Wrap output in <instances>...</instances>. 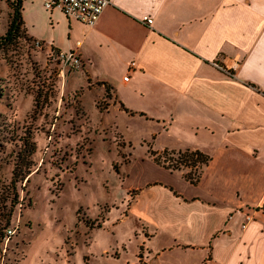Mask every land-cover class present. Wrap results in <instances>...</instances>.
Listing matches in <instances>:
<instances>
[{
	"label": "crops",
	"instance_id": "1",
	"mask_svg": "<svg viewBox=\"0 0 264 264\" xmlns=\"http://www.w3.org/2000/svg\"><path fill=\"white\" fill-rule=\"evenodd\" d=\"M66 25L56 50L78 53L95 98L111 92L101 126L132 153L134 194L92 261L131 264L140 245L146 264H264V0H111L93 26ZM164 149L209 160L190 183L152 159Z\"/></svg>",
	"mask_w": 264,
	"mask_h": 264
},
{
	"label": "rangeland",
	"instance_id": "2",
	"mask_svg": "<svg viewBox=\"0 0 264 264\" xmlns=\"http://www.w3.org/2000/svg\"><path fill=\"white\" fill-rule=\"evenodd\" d=\"M10 2L0 0V35ZM21 17L22 32L0 50V264H95L87 251L92 235L125 216L134 194L124 188L131 148L101 126L99 111L111 92L95 98L81 69L51 58V50L66 47L63 13L22 0ZM26 133L33 164L15 180L17 138ZM143 253L139 245L131 264H146ZM117 254L107 250L102 261Z\"/></svg>",
	"mask_w": 264,
	"mask_h": 264
},
{
	"label": "trees",
	"instance_id": "3",
	"mask_svg": "<svg viewBox=\"0 0 264 264\" xmlns=\"http://www.w3.org/2000/svg\"><path fill=\"white\" fill-rule=\"evenodd\" d=\"M12 13L5 32L0 35V50L11 44L20 34L23 25L21 17L22 0H11ZM4 138V137H0ZM29 133L17 138L19 141L18 151L14 159L12 176L16 179H23L29 172L33 164L31 155L34 152V142L29 140ZM152 159L170 170H182L183 176L190 182L198 180L201 169L206 165L209 158L198 150H167L160 152H150ZM99 224H96L98 227Z\"/></svg>",
	"mask_w": 264,
	"mask_h": 264
},
{
	"label": "built area",
	"instance_id": "4",
	"mask_svg": "<svg viewBox=\"0 0 264 264\" xmlns=\"http://www.w3.org/2000/svg\"><path fill=\"white\" fill-rule=\"evenodd\" d=\"M111 0H42V4L45 9L51 10L57 8L63 15L70 20H76L85 24L86 26H93L97 21L101 11L104 7L108 6ZM142 21L146 24H150L151 18H142ZM32 44L35 47H42L41 41L37 39L32 40ZM51 58L60 62L62 66H68L72 69H80L81 63L78 58V53L74 49H68L66 51L51 50ZM130 62V66H132ZM219 70L228 73V69L217 63H212ZM127 76H123V80H126ZM249 216L247 215L246 218Z\"/></svg>",
	"mask_w": 264,
	"mask_h": 264
}]
</instances>
